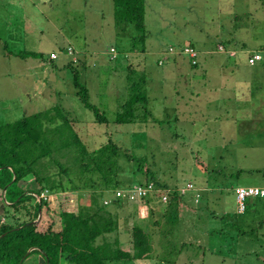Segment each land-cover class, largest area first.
Returning a JSON list of instances; mask_svg holds the SVG:
<instances>
[{
    "label": "rangeland",
    "instance_id": "374dc122",
    "mask_svg": "<svg viewBox=\"0 0 264 264\" xmlns=\"http://www.w3.org/2000/svg\"><path fill=\"white\" fill-rule=\"evenodd\" d=\"M86 1L87 6L83 5L85 7L82 6L81 8L73 4L71 8L65 0H56V6L61 5L62 13L55 21L60 25L65 22L70 25H77L86 23L92 17L89 22L95 23L97 20V12L95 11L99 6L92 5L94 0ZM99 1H103L105 4L107 19L102 24L107 27L102 29L103 36L101 42H98V47L102 50L110 49L112 41L117 37L111 33V28L108 25L110 24L108 18L109 13H111V4L110 0ZM206 5V0H148L147 23L151 35L146 42L147 52L149 49L157 51L163 47L166 49L162 53L170 52L171 48L180 51L185 45H192L193 48L200 49L207 40L205 33L208 32V28L217 26L219 23L225 26L222 30L223 33L229 35L230 28L232 29L233 27L230 23L231 14L228 12L220 14L207 12L208 8ZM90 10L93 12H90ZM35 13L42 18L39 12ZM48 14H50L52 19L53 13L48 12ZM240 20L244 24H249L255 20V27L249 31L253 33L264 32V14H238V21ZM41 21L44 22L45 19L42 18ZM101 28V25L97 26V34L101 32ZM2 30L5 32L4 29ZM50 30V34H53L52 29ZM238 31L239 29H236L235 33L237 34ZM57 38L60 40L58 36ZM117 38L118 41H114V45H116L121 56L119 61L116 62L104 56L107 60L99 62L97 66V69H102V76L99 75L98 71L96 72L97 78L91 72H83L81 74V80L84 83L86 79L92 81H86L89 85L91 84V87L88 85L91 102L100 107V111L108 116V123H96L94 121L95 113L85 107L80 96L73 94V89L76 86L74 85L73 71L69 67L68 73L50 69L52 71L50 75L41 74V70H38L39 74L33 78V105L28 110L26 108H16L20 104V95L22 99L25 98V94L19 92V83H15L13 80L9 82L8 78L0 77L1 89L6 87L5 90H0V125L20 119L24 115H31L53 106H60L72 117L74 120L73 124L78 132L84 134L85 126L77 124L76 119L81 122H88V134L85 136L88 137L90 147H99L106 139H113L122 145L124 149H127L130 154L134 155L136 160L141 158L144 164H149L156 177L162 183H166L165 185L172 187L185 185L186 187L188 184L195 183L197 187L203 186L207 189L203 194L207 193L208 190L216 194L219 189L226 190L236 188L239 185H264V115L260 114L259 123H256V118L254 117L257 110H261V108L255 110L253 107L251 109V105L248 107V104L254 103L253 99L251 101L248 96L244 97L245 93L251 92V90L254 91V98L260 96L257 95V92H260L258 81L255 80V84L244 87L243 92L244 100L242 99V105H244L245 110L243 109L241 113L248 114L251 118L243 116L242 121H238L236 118V122H233L231 118L220 117V113L224 111L222 109H211L210 112H205L198 108L199 101L193 97L198 94L199 82L204 75L192 76L189 78L191 82L187 84L186 89L180 88L182 96L186 98L182 105L189 104L183 110L185 115L180 117V112L175 110V107H178V102L175 99L178 88L175 86L180 85L182 82L180 83L179 80L177 82L173 76H170L172 72L171 65H160L157 63V57H160V55H151L154 60L152 62L155 67L154 71L146 73L144 72V65L140 64L141 66L139 65L135 68L137 73L132 72L130 74H133L136 81L148 80L147 88L138 84V88H135V94L145 92L150 94L148 96L155 100V102L152 101L150 103L152 114L148 115L146 111L142 113L146 115L133 118L132 121L117 123L115 120L118 113L123 111V104L134 97L133 91H129L126 75L122 73L123 76L121 78L111 76L114 73V65L117 63L123 65L126 71L124 72L125 74L129 75L131 69L134 71V67H128L130 61L123 59V48L119 41L122 36ZM52 40H56V38H51L47 47H51L49 45L53 42ZM256 40L258 39L252 37L249 41L254 43ZM259 41H264V37H260ZM170 54L168 56H171ZM231 54H234V52H231ZM79 58L75 51L72 57L73 61L79 63L81 60ZM100 63L103 64L101 65ZM0 66H2V63H0ZM102 67H105V69ZM54 72H56L55 76L53 75ZM118 72V74L121 73V71ZM115 75L117 74L115 73ZM42 76L45 83L49 84L48 89L40 90L39 85H37ZM106 83H109V85H105ZM100 84L104 90L112 89V84L116 85L115 94L98 92ZM119 89L121 90L118 91ZM126 89L127 92L125 91ZM226 95L227 99L232 98L231 103L233 104V92L229 91ZM190 98H193V103L189 101ZM218 104L220 106H228L229 103L224 104V100H219ZM141 105L144 104L141 103ZM262 111L259 113H262ZM176 116H178L177 119H175ZM251 120L252 122H250ZM138 176L145 181V174L138 173ZM123 181L126 182L124 184L135 183L133 176H126ZM192 192L193 190L191 193L188 192V195H192L194 197L193 200H195L196 196L195 194L193 196ZM45 194L47 195V193ZM113 196L114 194L111 195V197ZM51 198L53 200L55 196H51ZM250 201L248 200V203ZM125 202L124 206L126 209L123 211L122 225L125 226L124 232L128 234L129 238L132 237V226L136 220L140 224L142 223V218L146 220L143 225L155 234H158L162 230L161 227L166 225V219L163 214L166 206L161 203L150 201L147 204L140 200L137 202L130 201L131 203L128 205L129 201L128 203L127 201ZM199 203L193 205L196 206L194 212H198L199 215L197 221L189 219V214L193 213V209L186 208L188 222L185 223L190 227V230L184 228L178 233L176 232L175 242H178L179 239L187 242L182 253L179 252L181 243L172 246H168L167 243L168 247L160 249L163 252L160 256L152 259L123 262L121 264H264V221L260 222V224L251 225L254 224L252 222L253 218L247 214V225L242 227V230L249 229L250 234L246 238H240L236 234V230L238 228L241 229L239 223L234 222L233 229L232 221L223 219L219 215L217 217L212 215L220 211V206L217 203H210L203 207H200ZM225 203L227 209H230L231 205H233L232 194ZM136 204L138 209L142 210V212L140 211L141 215H138L135 210ZM230 210V214L236 220V210L234 208ZM128 212H132L131 216ZM206 213L211 216L206 218ZM57 216V211H55L52 217L57 220ZM156 221H159V224H156ZM193 223L197 224L196 228L192 227ZM250 229L253 230L250 231ZM224 230L225 232L223 233L222 231ZM253 240H256L257 247H255ZM237 241H239V244ZM155 244V251H158L160 245L158 238H155ZM121 246L127 250L130 249L128 242H123ZM248 247L255 248L254 251L258 250L252 254H246L247 252L245 251H247ZM230 257H237V259L230 261ZM223 258H226L227 261L221 262Z\"/></svg>",
    "mask_w": 264,
    "mask_h": 264
},
{
    "label": "trees",
    "instance_id": "16d2710c",
    "mask_svg": "<svg viewBox=\"0 0 264 264\" xmlns=\"http://www.w3.org/2000/svg\"><path fill=\"white\" fill-rule=\"evenodd\" d=\"M147 5L148 0H114L116 24L134 31L131 52H147ZM223 42L226 45L230 43L227 40ZM225 51L229 53L230 50L226 47ZM255 52H260L263 57L251 64L249 60ZM199 54L195 58L187 55L193 68L200 67ZM249 55L251 65L260 63L264 69V48ZM167 59L164 57L162 63ZM69 66L74 75L76 95L81 97L88 110L95 113L96 123H108V116L91 102L88 86L81 80L78 63L72 60ZM128 67L133 68V65ZM132 72L136 70L131 69L127 74V84L134 97L123 104V111L115 120L117 123L152 114L150 94H135L138 84L147 88L148 80L136 81L130 74ZM76 121L85 126L84 134L77 131L74 120L62 107L53 106L0 125V193L5 191L12 202L5 210L6 222L0 229V263L121 264L155 258L163 253L161 248L179 243V252L182 253L187 242L181 239L175 242V237L176 232L184 228L190 230L181 214V201L189 190L182 192L179 187L162 183L149 164H144L141 158L136 160L113 139H106L99 147H90L85 136L88 134V122ZM138 173L145 174V181ZM126 176H133L135 183L124 184ZM150 182L160 190L142 202L149 204L155 201L166 206L163 213L166 225L155 234L143 225L146 220L142 218L141 224L136 220L129 238L122 225L126 202L116 197V190ZM165 190H169L167 202L163 200ZM220 190L225 198L235 193V188ZM43 192L48 196L38 200L34 193L42 195ZM51 196L55 198L52 200ZM105 200L110 202L106 204ZM135 207L141 215L142 210L137 204ZM55 211L59 226L52 217ZM131 213L128 212L130 216ZM155 223L159 224V221ZM155 238L160 244L158 251H155ZM123 242L130 244L129 250L122 248Z\"/></svg>",
    "mask_w": 264,
    "mask_h": 264
},
{
    "label": "crops",
    "instance_id": "0c3cea01",
    "mask_svg": "<svg viewBox=\"0 0 264 264\" xmlns=\"http://www.w3.org/2000/svg\"><path fill=\"white\" fill-rule=\"evenodd\" d=\"M55 1L56 0H0V63H2V66H0V77L8 78L9 82L11 80H13L15 83L18 82V86L20 87L19 92L25 94L24 99H22L20 95V104H18L16 108H26L27 110L29 108H32V92L34 90L33 78L34 76H37L39 74L38 70H41V74L44 73L49 75L52 72L50 69L57 70V72L65 71L66 73H68L70 61L73 60L72 56L67 54V49L70 46H73L75 48L78 57H80L79 59H81L78 63L80 75L83 72H91L92 75L94 74L93 76L96 77V72L98 71L99 75L102 76V69H97V66L99 65V62H105L107 58H110V60H114L116 62L119 61L121 56L119 55L117 59H112L110 50L112 48H115L119 53L116 45H114V41L117 42V37L122 36V39H120L119 41L123 48V59L130 61L129 65H133L134 69L140 64H143L145 67L144 72L148 73L154 71L155 67L152 64L154 60L151 58V55H160V57H157L158 64H168L172 66V72L170 76H173L177 82L178 80L180 81V83L182 82L180 85L176 84L177 86H175L176 88H178V91H176L177 96L175 97L176 101L178 102V107H175V110H178L180 112V117L181 115H185L183 114V110L189 105L188 103L182 105V103L186 101V98L182 96V91L180 90V88L186 89L187 84L191 82V79L189 78L201 74L202 76H204H201L202 79L200 80V85L198 86V91L200 93L198 92V94L193 97L199 101L198 108L201 111L210 112L211 109H222L224 111L223 113H220V117L231 118L233 119V122H236V118L238 121H242L243 116H245L246 118H251L248 114L245 115L241 113L243 109L245 110L244 105H242V99L244 100V97L248 96L249 98H251V101L253 99L254 102L249 103L248 107L251 105V109H253L254 107L255 110L261 108V110H257V113L255 114L254 118H256V123H259L258 120L260 116L264 115V69L260 65V63L251 65L248 61L250 52H253L255 50L262 51V48H264V41H259L260 37H264V32L260 31L258 33H253L249 31L250 29L255 27V17V20L249 24H244V22H241V20L238 21V14H264V0H206V7L208 8L207 12L214 14L228 12L229 14H231L230 23L233 27L231 29L229 26L231 30L229 32V35H225L223 33L222 30L225 26L221 25L220 23L217 26H211L210 28H208V32L205 33V35L207 36V40L205 41L203 47L198 49L200 53L199 68H193L191 59L187 55L173 54V56L172 54H170L171 56H168L167 52L162 53L164 49H166L165 47L160 48L157 51L149 49L148 52L144 53L131 52L130 50L133 42L134 31L131 32L129 29L126 30L125 28L116 24L114 15V0H110L111 13H109L108 20L110 24L108 25L111 28V33L117 37L112 41L113 43H111V46L109 47L110 49L103 50L98 47V42H101L103 36L102 29H105V27H107L103 26L102 24V22H106L107 19V11L106 8H104V2L94 0L95 2L93 1L92 3V5H96L97 7L99 6L95 11L97 12V20L95 21V23L89 22V20L92 19L91 17L84 24L70 25L65 22L64 24L62 23V25H60L55 20L60 16V13H62V9L61 5L56 6ZM70 1L71 0H65V2L71 8L73 7V4L81 8L83 5L87 6L86 0H72L71 3ZM35 12H39L42 18L45 19V21L42 22V18ZM48 12L53 13L52 19L50 18V14H48ZM90 12L93 11L90 10ZM99 25H101L102 28L101 32L97 34V26ZM2 29H4L5 32H3ZM50 29H52L53 34H50ZM148 29L149 39L151 35L149 26ZM236 29H239V35L238 33H235ZM125 33H127V35H125ZM57 36L60 38V40H58ZM252 37L258 40H256L254 43H251L249 40L252 39ZM51 38H56V40H52L53 42L49 45L51 47H47ZM225 40L229 41L230 43L226 45L223 42ZM219 46H222L224 49H226L227 47L230 50V54L227 51H220ZM231 52L235 53L231 54ZM52 53H56L57 58H51ZM163 55H167L169 57L164 63H162L161 60L162 58L164 59V57L167 56ZM104 56H107V58H104ZM100 64L102 65L103 63ZM102 68L105 69V67ZM124 69L125 68L122 64H115L114 73H112L111 76H117L119 78H121L123 75L127 76V74L124 73L126 72ZM118 71H121V73L118 74ZM55 73L56 72L53 73L54 76ZM115 73L117 75H115ZM255 80L258 81V89L260 90V92H257V95L260 96H256V98H254V91L251 90V92H246L243 97L244 87L253 85V83L255 84ZM86 81L90 82L91 80L89 81L86 79ZM86 81L85 83L88 86L89 84ZM109 83H106L105 85H109ZM37 85H39L40 90L49 88V84H47V82L45 83L43 76L40 78ZM115 86L116 85L112 84V89L104 90L101 88L102 85L100 84L98 86V92H111V94H115ZM89 87H91V84L89 85ZM5 89L6 87L2 89L0 87V90L2 91ZM127 89L125 90L126 92ZM120 90L121 89H119L118 91ZM76 91V88L73 89V94L76 95ZM229 91H232L234 94L233 104L231 103V97L230 99H227L226 93H228ZM203 94H205V96H203ZM193 98L189 99V101L192 103ZM219 100H224V104L229 103L228 106H220L218 104ZM151 101L155 102L154 99H150V102ZM260 111H262V113H259ZM177 118L178 116H176L175 119ZM250 122H252V120ZM194 186L195 189L189 190V193H191V191L193 190V196L194 194L196 196L195 200H193L194 197H192V195H188L187 193L183 196V199L181 201V214L182 217L185 218L184 222H188V214L186 208L193 209V213L189 214V219H195L197 221L199 215L198 212H194L196 206L193 205H196L195 203L199 202L200 207L209 205L210 203H217L220 206V211H218V213H213L212 215H219L223 219H229L233 222V229L234 222L239 223L241 229L238 228L236 230V234L240 238H246L250 234L249 229L245 231L242 230V227H246L247 225V214H249V216L253 218L252 222L254 224L251 225L260 224V222L264 221V201L261 198L251 199L250 203H248L247 205V210L244 213H241L238 210L236 194H232L233 205H231V208H234L236 210L237 215L236 220H234L233 215L230 214L231 208L227 209L225 205V202L228 201V197L225 198L223 196V192H221L220 189L216 194H213L209 190L207 193L203 194V192L207 191V189H205L203 186ZM31 187L32 189L34 188V186ZM176 187L185 188V185ZM34 194L36 195L38 200H41L40 198H38V193ZM200 194H202V196H199L198 198V195ZM11 203L12 202L9 201L6 197L5 191L3 192V194L0 193V229L1 226L6 222L5 210L8 205H11ZM201 211L203 212V210ZM208 216L211 215L206 213V218ZM56 221L58 222L59 226L60 220L57 219ZM184 224L185 226L187 225L186 223ZM196 226L197 224L193 223L192 227L196 228ZM251 230L253 229H250V231ZM221 235L225 236L224 234ZM253 241L255 242V247H257L256 240ZM238 242L239 241H237V243ZM254 250L255 248L248 247L247 251L245 252H247L246 254H252L258 249L256 251ZM229 259L230 261H234L237 259V257H230ZM222 261L225 262L227 261V259L223 258L221 262Z\"/></svg>",
    "mask_w": 264,
    "mask_h": 264
},
{
    "label": "built area",
    "instance_id": "2783aa9c",
    "mask_svg": "<svg viewBox=\"0 0 264 264\" xmlns=\"http://www.w3.org/2000/svg\"><path fill=\"white\" fill-rule=\"evenodd\" d=\"M68 53L71 55H74L75 50L73 47H68ZM220 51H225V49L222 46H219ZM112 58H115L119 55L117 50L115 48L111 49ZM184 54L188 55L192 58H195L199 52L195 50L194 48L187 46L182 48L180 51H176L175 49L171 48L170 52H167V54ZM235 53V52H234ZM262 54L260 52H255L250 57V63L255 64L257 61L262 59ZM51 58H57L56 53L51 54ZM162 62V60H161ZM195 62V60H194ZM195 189L194 184H188L185 188H181L182 192H186L187 190ZM160 189H157L156 185L153 182H150L146 185H134L132 187L128 188H119L116 190V197H120L125 201H139L144 198L149 197L152 193L155 191H158ZM46 193V192H45ZM44 192L42 195H39L38 198L41 199V197H47V195ZM235 194H236V200L238 203V210L239 212L243 213L247 209L248 200L255 199V198H261L264 201V185H240L235 188ZM200 195H198L199 198ZM169 199V190H165V195L163 197L164 202H167ZM110 200H105V203H109Z\"/></svg>",
    "mask_w": 264,
    "mask_h": 264
}]
</instances>
